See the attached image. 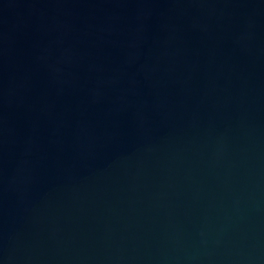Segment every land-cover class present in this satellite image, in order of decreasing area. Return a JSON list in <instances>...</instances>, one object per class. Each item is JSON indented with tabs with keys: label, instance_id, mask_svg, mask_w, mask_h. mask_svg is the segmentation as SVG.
Masks as SVG:
<instances>
[{
	"label": "water",
	"instance_id": "95a60500",
	"mask_svg": "<svg viewBox=\"0 0 264 264\" xmlns=\"http://www.w3.org/2000/svg\"><path fill=\"white\" fill-rule=\"evenodd\" d=\"M0 264H264V0H0Z\"/></svg>",
	"mask_w": 264,
	"mask_h": 264
}]
</instances>
